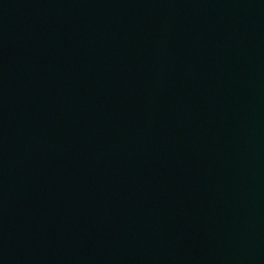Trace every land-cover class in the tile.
Masks as SVG:
<instances>
[{
  "label": "water",
  "instance_id": "obj_1",
  "mask_svg": "<svg viewBox=\"0 0 264 264\" xmlns=\"http://www.w3.org/2000/svg\"><path fill=\"white\" fill-rule=\"evenodd\" d=\"M0 264H264V0H0Z\"/></svg>",
  "mask_w": 264,
  "mask_h": 264
}]
</instances>
